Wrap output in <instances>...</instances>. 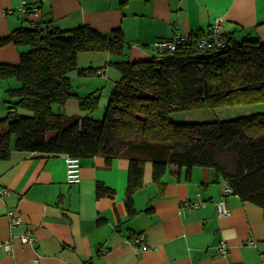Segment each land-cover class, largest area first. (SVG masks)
<instances>
[{"label": "crops", "instance_id": "crops-1", "mask_svg": "<svg viewBox=\"0 0 264 264\" xmlns=\"http://www.w3.org/2000/svg\"><path fill=\"white\" fill-rule=\"evenodd\" d=\"M22 3L37 8L41 19L56 29L87 24L105 36L121 32V53H77L78 69L69 77L79 97L96 90L104 94L105 87L110 93L120 77L114 63L148 60L158 51L157 39L176 33L208 32L218 22L237 41L257 37L264 42V0H0V63H19L18 47L1 40L13 29L31 28L38 21L39 16L17 10ZM80 69L94 72L83 75ZM94 76L100 78L95 86L86 81ZM74 84L85 90L77 91ZM15 86L13 77L0 78V117L7 112L6 89ZM101 93L90 117L99 108L104 114L109 93L103 100ZM100 109L95 119L103 117ZM64 111L79 114L78 99H67ZM79 162L80 181L68 183L64 154L17 150L12 140L8 156L0 157V186L10 190L0 196V264H264L263 208L232 191L224 193V179L213 169L181 167L173 173L172 166L160 190L152 180V163L146 162L143 183L132 195L136 210L129 215L128 160L106 163L96 155ZM97 182L114 194L97 196ZM220 201L228 211L223 217L217 214ZM194 202L204 204L193 207ZM12 208L21 217L14 227L7 218ZM22 233L34 236V243L22 242ZM136 235L143 236L147 247L131 240ZM6 241L10 251L1 246ZM221 243L227 245L225 254L219 250Z\"/></svg>", "mask_w": 264, "mask_h": 264}, {"label": "trees", "instance_id": "trees-1", "mask_svg": "<svg viewBox=\"0 0 264 264\" xmlns=\"http://www.w3.org/2000/svg\"><path fill=\"white\" fill-rule=\"evenodd\" d=\"M207 35L193 31L172 51L114 63L120 77L103 117L95 119L89 113L97 107L99 90L79 97L69 73L78 69L80 51L121 53V32L105 36L87 24L61 30L40 16L31 28L13 29L1 40L18 47L19 63H0V78L13 77L18 83L6 89L0 157L8 156L13 140L17 150L47 155H98L106 163L126 158L129 215L136 210L132 195L143 183L146 162L152 163V180L160 190L172 166L173 173L181 167H209L232 193L264 211V111L197 122L171 118L174 112L264 103V42L257 37L237 41L222 32L223 45L199 46ZM93 72L79 70L83 75ZM71 97L79 101L77 115L64 111ZM113 194L96 183L97 196Z\"/></svg>", "mask_w": 264, "mask_h": 264}, {"label": "built area", "instance_id": "built-area-1", "mask_svg": "<svg viewBox=\"0 0 264 264\" xmlns=\"http://www.w3.org/2000/svg\"><path fill=\"white\" fill-rule=\"evenodd\" d=\"M19 12L23 14H27L29 12H32L33 15H38V9L37 8H28L24 3L21 4V6L17 9ZM14 12V9H6L5 13H12ZM39 18H37L38 20ZM188 34H182V33H176L172 38L169 39H157L154 42L155 47L157 50H169L172 51L176 47V43L180 41H184L186 39ZM222 29L221 25L217 22L208 29V35L199 39L198 45L201 47H206L210 45H223L222 40ZM80 158L72 155H65V163H66V181L68 183H77L80 181ZM223 192L229 193L231 192V188L224 182L223 186ZM10 193V190L7 187L0 186V196H6ZM203 202H194L191 204L193 207H198L203 205ZM217 208V214L220 217L226 216L228 214L227 208L225 207L224 203L222 201L217 202L216 204ZM7 218L9 222L10 227H14L16 225H19L21 223V217L17 213V211L12 208L7 210ZM20 239L22 242H30L34 243V236L30 235L29 233H22L20 236ZM137 246L141 245L143 248L147 247L144 242V238L142 235H136L133 236L131 239ZM1 246L6 251L11 250V243L6 241L4 243H1ZM219 250L225 254L227 253V245L226 243H221L219 245Z\"/></svg>", "mask_w": 264, "mask_h": 264}, {"label": "rangeland", "instance_id": "rangeland-1", "mask_svg": "<svg viewBox=\"0 0 264 264\" xmlns=\"http://www.w3.org/2000/svg\"><path fill=\"white\" fill-rule=\"evenodd\" d=\"M39 16H40V14H39ZM37 17H38V15H37ZM24 48H26V47H24ZM97 77H99V76H94L92 79H89L86 81L94 82V86H95L96 84H98L97 83L99 81L98 79H100ZM17 85H18V83H17ZM76 87H78L79 90H85L82 87H80L79 85L74 84V89H76ZM99 92L101 93V91H99ZM104 92H105L104 94L101 93V97H102L101 100H103V96H105L104 98H106V95H108L109 87H105ZM99 109L95 110V113L93 114L94 118H96L97 113H99ZM100 111H101V109H100ZM257 111H264V103L255 104V105H251V106L243 105L242 107L231 106V107H219V108H215V109H211V110L205 109V110H191V111H185V112H174V113H172L171 118L177 122H197V121H204V120L226 119V118H231L233 116H239L240 114H245L248 112L252 113V112H257ZM102 114L103 113L101 111L100 116H102ZM93 116H91V117H93Z\"/></svg>", "mask_w": 264, "mask_h": 264}]
</instances>
